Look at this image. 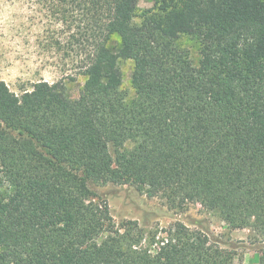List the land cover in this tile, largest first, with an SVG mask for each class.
I'll list each match as a JSON object with an SVG mask.
<instances>
[{"label": "trees", "instance_id": "trees-1", "mask_svg": "<svg viewBox=\"0 0 264 264\" xmlns=\"http://www.w3.org/2000/svg\"><path fill=\"white\" fill-rule=\"evenodd\" d=\"M48 1L83 8L94 46L76 97L0 80V264H234L182 222L115 221L90 183L201 203L264 240V0Z\"/></svg>", "mask_w": 264, "mask_h": 264}, {"label": "rangeland", "instance_id": "rangeland-1", "mask_svg": "<svg viewBox=\"0 0 264 264\" xmlns=\"http://www.w3.org/2000/svg\"><path fill=\"white\" fill-rule=\"evenodd\" d=\"M53 3V4H52ZM138 0V13L153 7ZM83 8L63 6L48 0H0V80L16 93L43 79L61 81L70 97H76L86 79L81 73L93 51V24ZM116 39V36H115ZM184 42L196 55L197 41ZM133 63L123 60L121 88L128 98L134 95L130 75ZM91 189L107 201L115 221L135 220L147 230H158L182 222L206 233L212 246L231 252L234 264H259L264 240L258 227L230 229L201 203L185 210L168 208L160 197H149L129 185L90 183Z\"/></svg>", "mask_w": 264, "mask_h": 264}]
</instances>
